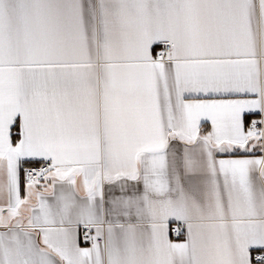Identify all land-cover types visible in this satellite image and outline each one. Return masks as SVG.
<instances>
[{"label": "crops", "instance_id": "crops-1", "mask_svg": "<svg viewBox=\"0 0 264 264\" xmlns=\"http://www.w3.org/2000/svg\"><path fill=\"white\" fill-rule=\"evenodd\" d=\"M255 255L264 0H0V264Z\"/></svg>", "mask_w": 264, "mask_h": 264}, {"label": "built area", "instance_id": "built-area-1", "mask_svg": "<svg viewBox=\"0 0 264 264\" xmlns=\"http://www.w3.org/2000/svg\"><path fill=\"white\" fill-rule=\"evenodd\" d=\"M172 53V45L170 43H164L159 47L158 59L165 61L170 59ZM54 165L52 161L45 160L39 164L29 165L24 168V179L28 183L39 184L41 183L45 176L53 169ZM170 235L174 238L179 237L180 230L176 225H171L169 227ZM82 235L84 238L89 237V229H82ZM253 261L256 264H264V257L260 255H255Z\"/></svg>", "mask_w": 264, "mask_h": 264}, {"label": "trees", "instance_id": "trees-1", "mask_svg": "<svg viewBox=\"0 0 264 264\" xmlns=\"http://www.w3.org/2000/svg\"><path fill=\"white\" fill-rule=\"evenodd\" d=\"M250 117H252V116H246L245 118H244V121H245V124H246V126L248 125V123H249V119H250ZM14 132V131H13ZM11 138H12V142H15L16 140H17V136L13 133L12 135H11ZM29 165H31V164H24L23 165V168H25V167H27V166H29ZM23 183H24V180H22V182H21V184L23 185Z\"/></svg>", "mask_w": 264, "mask_h": 264}, {"label": "rangeland", "instance_id": "rangeland-1", "mask_svg": "<svg viewBox=\"0 0 264 264\" xmlns=\"http://www.w3.org/2000/svg\"><path fill=\"white\" fill-rule=\"evenodd\" d=\"M249 136L252 137V138H255V137H256V133H252V132H250V133H249ZM13 224H15V223H13Z\"/></svg>", "mask_w": 264, "mask_h": 264}]
</instances>
